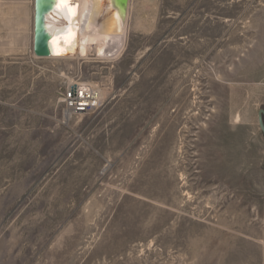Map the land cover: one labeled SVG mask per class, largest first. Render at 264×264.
<instances>
[{
	"label": "rangeland",
	"instance_id": "rangeland-1",
	"mask_svg": "<svg viewBox=\"0 0 264 264\" xmlns=\"http://www.w3.org/2000/svg\"><path fill=\"white\" fill-rule=\"evenodd\" d=\"M34 17L0 0V264H264V0H131L108 59Z\"/></svg>",
	"mask_w": 264,
	"mask_h": 264
},
{
	"label": "bare ground",
	"instance_id": "bare-ground-1",
	"mask_svg": "<svg viewBox=\"0 0 264 264\" xmlns=\"http://www.w3.org/2000/svg\"><path fill=\"white\" fill-rule=\"evenodd\" d=\"M130 2L115 5L114 0H58L49 17L55 58H113L125 45ZM49 59V58H40ZM91 85L71 81L70 88L91 91ZM103 100L108 93L101 91Z\"/></svg>",
	"mask_w": 264,
	"mask_h": 264
},
{
	"label": "water",
	"instance_id": "water-1",
	"mask_svg": "<svg viewBox=\"0 0 264 264\" xmlns=\"http://www.w3.org/2000/svg\"><path fill=\"white\" fill-rule=\"evenodd\" d=\"M129 0H114L115 5L125 6ZM58 0H35L34 54L37 58H51L56 54L52 47L53 33L49 17ZM259 126L264 135V109L259 112Z\"/></svg>",
	"mask_w": 264,
	"mask_h": 264
},
{
	"label": "built area",
	"instance_id": "built-area-1",
	"mask_svg": "<svg viewBox=\"0 0 264 264\" xmlns=\"http://www.w3.org/2000/svg\"><path fill=\"white\" fill-rule=\"evenodd\" d=\"M78 88H68L64 96V103L68 112L72 114L85 113L93 108H97L101 102L100 94L95 91H82L78 94Z\"/></svg>",
	"mask_w": 264,
	"mask_h": 264
}]
</instances>
